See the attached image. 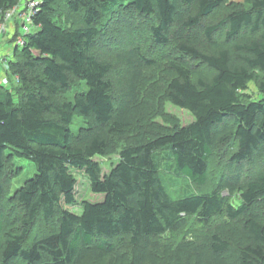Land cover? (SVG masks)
<instances>
[{"label": "trees", "instance_id": "1", "mask_svg": "<svg viewBox=\"0 0 264 264\" xmlns=\"http://www.w3.org/2000/svg\"><path fill=\"white\" fill-rule=\"evenodd\" d=\"M19 1L0 0V14ZM192 1L39 0L22 47L15 25L7 71L16 92L0 84V264H264V172L246 173L264 157V0H197L191 14ZM222 6L223 18L203 30L212 48L205 51L197 28ZM127 10L154 21L158 45L181 35L164 99L192 115L189 125L138 96L140 66L152 65L140 55L124 58L133 75L113 96V65L91 52L103 21ZM223 29L224 44L214 42ZM189 60L211 77L195 72L193 79ZM71 80L83 88L72 89ZM250 82L256 100L243 98ZM121 138L118 162L102 175L94 158L115 154ZM218 148L231 152L212 191L169 193L165 182L205 186ZM17 160L35 174L12 191L24 173ZM74 171L101 195L83 201L80 214L64 208L75 203ZM190 220L221 222L173 240ZM37 222L42 229L33 234Z\"/></svg>", "mask_w": 264, "mask_h": 264}, {"label": "rangeland", "instance_id": "2", "mask_svg": "<svg viewBox=\"0 0 264 264\" xmlns=\"http://www.w3.org/2000/svg\"><path fill=\"white\" fill-rule=\"evenodd\" d=\"M233 2L240 3L242 0H233ZM196 10L197 0H193L191 5V14H194ZM225 11L226 7L222 6L218 8L214 14L201 20L197 28V34L201 43H203V50H212L211 46L203 37L202 33L204 28L214 25L220 21L223 18ZM118 14L119 17L117 19L113 16L112 18H108L103 21L104 26L101 30L100 38L91 52L95 58L113 65L112 72L107 77V79H109L112 83L113 96L119 99L128 81L133 75V70L127 66V62L124 58L127 57L128 53L135 56L140 55L144 57V59L151 61L152 65L140 66L142 78L137 81V91L139 92L138 96L141 95L148 98L147 100L153 110L161 108L165 114L174 117L181 127L189 125L193 122L192 115L183 109L174 107L164 99L165 83L169 80V76L167 75V72L169 71V62H171V60L176 56L181 57V55L177 53V44L181 35H179L177 31L173 32L167 46L158 45L151 33V28L154 26V21L151 18L140 17L132 13L131 10L120 11ZM13 32L14 28H8L5 33L0 34V84L5 88L16 92V83L7 71V63L9 60L13 59ZM224 34L225 29L216 32L212 40L214 42L224 44ZM132 58V62H135L134 64L137 65L138 63L136 57ZM189 62L192 70L194 71L193 79L196 78L195 72L202 73L206 78L211 77V71L201 63L194 60H189ZM71 83L73 85L72 89L83 88L82 83L77 80H71ZM242 94L245 95L243 98L248 97L254 100L260 97V93L255 82L248 83L246 89L242 91ZM69 96L70 94L65 96V98L68 100ZM153 121L159 126H165V123L160 117H155ZM78 123L79 121L76 119L75 123L71 125V128L74 131L77 130ZM114 142L117 148V152L115 154L94 158V161L100 165L102 175L109 173L112 167L118 162V151L126 145L124 138L115 139ZM230 152L231 150L225 148H218L215 150L210 160V179L205 186L198 188L193 185L189 186L183 181V179H181L180 183L165 182L164 184L166 185L169 193L172 196L182 197L186 194H200L212 191L218 183L219 174L223 172L225 166L227 165ZM17 164L24 169V173L12 181V191L21 187L27 179H30L35 174V168L28 161L17 160ZM257 171L264 172V157L258 159L252 169L250 168L249 170H246V173L249 175ZM74 175L77 179L74 192L75 203L71 206H64V208L75 214H80L83 201L94 202L101 199V195H95L89 190V181L83 172L74 171ZM236 198L237 197L234 196L230 199V202H232L233 205L237 204ZM220 222V220H214L210 227H202V225L190 220L186 229L181 230L171 238L173 240H179L183 237H199L205 233L207 229L215 227ZM41 229L42 225L37 222L33 227L32 233H37Z\"/></svg>", "mask_w": 264, "mask_h": 264}, {"label": "built area", "instance_id": "3", "mask_svg": "<svg viewBox=\"0 0 264 264\" xmlns=\"http://www.w3.org/2000/svg\"><path fill=\"white\" fill-rule=\"evenodd\" d=\"M39 0H20L15 7L0 14V34L5 33L8 28H15L19 25V37L16 40V45L22 47L25 44L24 36L31 32V18L34 14V9Z\"/></svg>", "mask_w": 264, "mask_h": 264}, {"label": "bare ground", "instance_id": "4", "mask_svg": "<svg viewBox=\"0 0 264 264\" xmlns=\"http://www.w3.org/2000/svg\"><path fill=\"white\" fill-rule=\"evenodd\" d=\"M34 31V30H33Z\"/></svg>", "mask_w": 264, "mask_h": 264}]
</instances>
